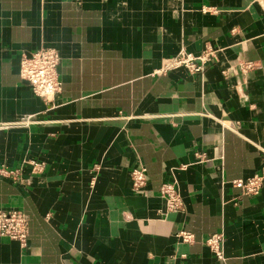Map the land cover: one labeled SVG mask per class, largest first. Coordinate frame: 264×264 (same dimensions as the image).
<instances>
[{
  "label": "crops",
  "instance_id": "obj_1",
  "mask_svg": "<svg viewBox=\"0 0 264 264\" xmlns=\"http://www.w3.org/2000/svg\"><path fill=\"white\" fill-rule=\"evenodd\" d=\"M44 47L60 56L51 105L19 76ZM206 49L202 73H157ZM0 169L21 177L0 175V210L28 223L25 249L0 239V264H264V184L230 185L264 177V0H0ZM216 233L223 261L204 244Z\"/></svg>",
  "mask_w": 264,
  "mask_h": 264
},
{
  "label": "built area",
  "instance_id": "obj_2",
  "mask_svg": "<svg viewBox=\"0 0 264 264\" xmlns=\"http://www.w3.org/2000/svg\"><path fill=\"white\" fill-rule=\"evenodd\" d=\"M213 59H215V52L211 49H206L199 54H192L181 50L175 56L164 60L157 73L181 68L190 73H202ZM59 64L60 56L57 50L49 47L23 55L19 62V76L21 80L26 82L33 94L42 99L47 105H51L55 96L61 91V82L58 76ZM240 67L250 70L253 64L246 63ZM232 72V70L228 69L223 71L222 74L223 76H228ZM228 128L235 131L237 124H229ZM31 166L32 172L36 174L42 173L45 168L42 162H31ZM0 175L12 178L15 181L21 179L18 170L0 169ZM130 179L133 191L142 193L147 182L145 169L141 166L133 168L130 173ZM263 184L264 177L259 175L245 180L238 179L230 182L232 187L240 189L248 196L257 195ZM159 196L165 203L166 213H173L182 209L183 203L175 183L163 184L159 190ZM175 237L181 244H192L194 242L193 234L184 230L179 231ZM0 239L15 241L22 249H25L28 244V223L25 214L16 210H0ZM223 240V234L216 233L204 241L206 247L219 261L224 260Z\"/></svg>",
  "mask_w": 264,
  "mask_h": 264
}]
</instances>
